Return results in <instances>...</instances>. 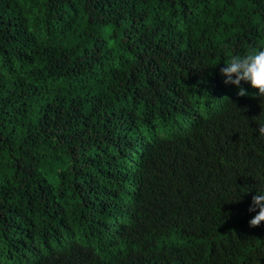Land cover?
I'll return each instance as SVG.
<instances>
[{
    "label": "trees",
    "instance_id": "obj_1",
    "mask_svg": "<svg viewBox=\"0 0 264 264\" xmlns=\"http://www.w3.org/2000/svg\"><path fill=\"white\" fill-rule=\"evenodd\" d=\"M254 47L264 0H0V264H264Z\"/></svg>",
    "mask_w": 264,
    "mask_h": 264
},
{
    "label": "clouds",
    "instance_id": "obj_2",
    "mask_svg": "<svg viewBox=\"0 0 264 264\" xmlns=\"http://www.w3.org/2000/svg\"><path fill=\"white\" fill-rule=\"evenodd\" d=\"M220 71L225 77V83L239 85L242 80L247 81L259 89V95L264 96V47H254L243 55L233 54ZM244 93L245 89L241 88L240 94ZM259 131H264V125L259 126ZM249 211L256 213L250 224L258 225L264 221V185L256 188Z\"/></svg>",
    "mask_w": 264,
    "mask_h": 264
}]
</instances>
